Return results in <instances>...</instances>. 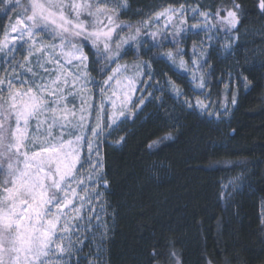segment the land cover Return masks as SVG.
<instances>
[{"label":"snow or ice","instance_id":"6c2138e0","mask_svg":"<svg viewBox=\"0 0 264 264\" xmlns=\"http://www.w3.org/2000/svg\"><path fill=\"white\" fill-rule=\"evenodd\" d=\"M257 7L264 15V0ZM130 8L129 0H0V14L10 21L0 30V264H81L90 238L80 234L95 240V231L106 226L96 210L109 188L103 146L126 142L113 134L134 122L155 92L183 95L171 80L161 85L152 60L188 72L181 45L189 31L203 32L211 48L221 31L239 32L243 11L238 0L214 10L181 3L149 9V19L134 27L121 23ZM188 13L194 22L186 28ZM205 42L199 54L193 44L190 58L191 82L201 90L208 87ZM230 47L223 45L229 55ZM129 49L137 53L130 65L122 63ZM153 49L160 55L144 59ZM184 106L220 115L200 99L194 105L185 98ZM239 179L228 183L235 187ZM151 256L159 264L160 254ZM167 259L182 264L174 248Z\"/></svg>","mask_w":264,"mask_h":264},{"label":"trees","instance_id":"16d2710c","mask_svg":"<svg viewBox=\"0 0 264 264\" xmlns=\"http://www.w3.org/2000/svg\"><path fill=\"white\" fill-rule=\"evenodd\" d=\"M238 2L243 5L239 32L244 39L236 53L222 58L209 51L206 57V82L216 107L228 101L232 79L247 77L246 87H235L237 105L229 122L216 123L167 97L146 105L134 122L121 126L118 133L126 142L104 146L106 205L114 220L105 264H157L154 250L159 264H169L170 248L180 254L182 264H264V15L257 0ZM129 3L121 23L135 27L149 18V9L184 3L214 10L230 6L231 0ZM7 21L0 14V30ZM136 54L129 50L124 61H134ZM159 55L153 49L150 58ZM152 62L161 78L190 91L186 77L160 60ZM164 136L172 139L149 148ZM241 175L243 188L226 209L221 185Z\"/></svg>","mask_w":264,"mask_h":264},{"label":"rangeland","instance_id":"374dc122","mask_svg":"<svg viewBox=\"0 0 264 264\" xmlns=\"http://www.w3.org/2000/svg\"><path fill=\"white\" fill-rule=\"evenodd\" d=\"M189 7H195V6H189ZM11 15L14 16L15 14L13 13ZM187 19H188V24H186L185 27L189 28L191 23L194 22L192 20V14L191 13L187 14ZM197 19L202 20V18H199V17ZM9 22L10 21L8 19L7 24L4 27H6ZM153 30H155V29H153ZM157 39H159V37H157ZM242 39H244V37L241 34V32H238L235 34H229L228 36H225L223 31H221L220 33L216 34V38L211 41L212 47L209 48L206 46L205 34L203 32H199L198 34H192V32L189 31V34L186 36V39L183 41V43L181 45V47H184L185 51L187 52V56H185V60L188 63L189 71L185 72L184 70H178L176 66L171 65L170 61H166V60H162V59L160 61H161V63H164L165 65L172 67V69H174L176 71V73H178L179 75L186 77L188 82H189V85H190V91L188 92L187 90H185L184 88H182L181 86L176 84L172 79L161 78V76L159 75L160 73H158L156 71V69L154 68V65H153L154 71H155V73H157V80L160 81L161 85H163V82L165 80H171L177 86V88L179 89V91L183 95L180 96L179 98H177V96L170 89L164 88L162 92H155L154 93V95L156 96V99H154L151 103H156V102L161 103L165 98L170 97V99L175 104L183 106L184 108H186L189 111L197 112L198 114H200L202 116H206V117L210 118V120H213L219 124L228 123L231 116L233 115L234 110H235L236 105H237V103L235 105L231 104L232 95H235L234 94L235 87L238 84L242 85V87H246L247 82H245L243 79H241L237 83V80L233 77L234 79H232L229 82V84L235 82V87L234 86L232 87L230 85V87L228 88V91L231 92L229 98L227 99L228 101H226V103L224 104L223 107H216L215 104L212 102L213 99L211 98L208 87L201 90V89L196 88L195 84L191 82V67L192 66L190 63V58L192 56L193 44H196L197 53L199 54L201 42H205V47H204L205 57H207V54L209 51H213L217 56H220L222 58H227L228 56H233V54L236 53L238 46L242 42ZM217 40L220 41L219 44L217 43ZM228 42H230V44H231V47H230L231 54L230 55L227 52H225V50L223 48V45L225 43H228ZM170 49H171V45L164 48L162 51L166 52ZM129 50H131V49H129ZM145 51H147V49H145ZM151 54H152V52H148L147 56H145L144 59H149L151 57L150 56ZM133 62L134 61H131V62L124 61V60L122 61V63H126L129 65L132 64ZM208 72H209V68L207 65V67L204 69L205 78L207 77ZM201 92H203V95H199ZM205 97H210V99H205ZM185 98L189 99L191 101V103L194 105H195L197 99H200V100L204 101L205 103H210L212 105V107L208 111L219 113L220 115L209 116L206 113H202L201 110L198 108L189 109L188 107L184 106ZM151 103H148V104H151ZM148 104H146V105H148ZM225 105L227 106V114H223L225 112ZM118 136H119L118 132L114 133L113 139L117 138ZM109 143H111L113 145H117V144L113 143L112 141H109ZM103 153H104V146L102 148V154ZM103 161H104V156H103ZM104 172H105V168H104ZM236 178L235 177L230 178V179L223 182V185H225L226 188H225V194L222 196V199H223V203H224L226 209H227V207L230 206L231 201L234 198V196L243 188V183L245 181V178L243 175L239 176L240 179L237 181V185L235 187H233V185L228 183L230 180H234ZM96 210H97V212L101 213L100 223L103 225L104 222L106 221V226H102L100 229L95 231V240L91 239L92 233H81L80 234L81 236L87 235L90 238L88 241H85V243L83 245V251L81 253H79L78 258L80 259L81 264H88V261L92 260L93 257H98V259L93 260V264H105V253H106L105 246L107 245V243L111 237V233H112V230L114 227L113 216L109 212L107 205H106V193L102 197L101 201H99L97 203ZM260 219H261L263 229H264V201L261 202V206H260ZM93 223L95 224L96 221H93ZM74 259H75V257H74Z\"/></svg>","mask_w":264,"mask_h":264}]
</instances>
